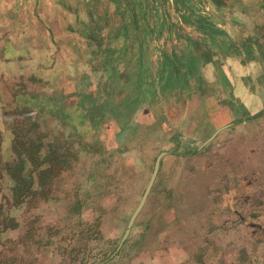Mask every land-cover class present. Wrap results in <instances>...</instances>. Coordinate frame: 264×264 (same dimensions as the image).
I'll return each instance as SVG.
<instances>
[{
    "label": "crops",
    "instance_id": "0c3cea01",
    "mask_svg": "<svg viewBox=\"0 0 264 264\" xmlns=\"http://www.w3.org/2000/svg\"><path fill=\"white\" fill-rule=\"evenodd\" d=\"M170 1L174 24L140 26L162 39L132 44L126 82L107 74L117 84L103 96L88 77L70 86L73 111L113 120L112 149L104 157L105 144H88L100 155L89 168L108 158L122 182L139 174L129 162L152 163L145 200L130 226L141 198L105 212L75 201L66 215L105 238L94 264H264V0ZM54 256L50 264H61Z\"/></svg>",
    "mask_w": 264,
    "mask_h": 264
},
{
    "label": "rangeland",
    "instance_id": "374dc122",
    "mask_svg": "<svg viewBox=\"0 0 264 264\" xmlns=\"http://www.w3.org/2000/svg\"><path fill=\"white\" fill-rule=\"evenodd\" d=\"M95 1L0 0V261L5 264H50V255L62 260L61 264H94L103 251L105 238L82 218L79 221L77 215L68 217L66 207L83 201L105 212L108 204L119 202L117 207L129 209L138 203L153 170L152 163L141 169L139 164L129 162L127 158L132 153L127 152L126 160L139 172L132 180H114L118 168L108 158L101 171L89 168V162L100 155L91 153L87 145L101 141L107 147L104 157L107 156L112 149L113 120L105 117L99 123H91L80 110L73 111L69 103L75 100V92L70 86L73 83L74 88L78 87L80 79L88 77L93 93L103 96L117 84L109 80L105 83L110 78L105 79L107 74L123 84L129 74L123 62L133 52L130 43H138L139 38L151 43L162 39L158 33H139L140 26L150 32L152 27L162 28L167 23L171 26L175 17L170 16L172 12L166 13L165 0ZM172 6L168 8L173 9ZM236 23L242 32V22ZM98 24L102 37H110L105 34L112 28L124 30L120 37L111 40L116 49H109L106 56H102L101 47L80 32L83 25ZM120 62V68H114ZM64 105H68L66 114L61 110ZM67 120L82 124L72 131ZM38 144L43 145L45 154L50 144L57 145L59 153L69 147L70 165L48 167L50 182L40 189L37 171L25 163L21 174L30 184V193L17 201L14 179L5 165L12 162L14 148ZM90 171L94 172L92 178L87 176ZM95 172L100 174L99 179ZM27 228L30 236L24 234L25 237L21 234ZM191 237L197 236L191 235L189 241ZM189 241L186 243L190 247Z\"/></svg>",
    "mask_w": 264,
    "mask_h": 264
},
{
    "label": "trees",
    "instance_id": "16d2710c",
    "mask_svg": "<svg viewBox=\"0 0 264 264\" xmlns=\"http://www.w3.org/2000/svg\"><path fill=\"white\" fill-rule=\"evenodd\" d=\"M96 3L98 0L95 1ZM117 10V9H116ZM118 12V11H116ZM105 13V11H104ZM95 17V14L92 15ZM86 28V31H84ZM102 28L98 24L96 27L93 26H85L83 25L82 30L80 31L82 35H84L88 40L93 41L98 48L101 47L100 51L102 52V56L108 55V50L113 49L115 50V46L111 44V40L114 38H118L121 36V33L124 31L123 29L117 28L113 29L112 31H108L105 35H110V37H102ZM110 33V34H109ZM139 42V41H138ZM109 43L106 48H103L105 44ZM135 42L130 43V45L134 44ZM126 48H129V46ZM124 50V46L122 51ZM120 52V51H119ZM118 52V53H119ZM126 58V57H125ZM125 60H130V58H126ZM31 116V115H30ZM32 117V116H31ZM70 120L65 121V123L70 124ZM73 131V130H72ZM31 148H25L18 146L14 148L15 156L12 159V162L5 165V169L11 173L12 178L14 179L13 185V193L16 197L17 201H21V198L29 197L28 194L30 193V184L24 180L23 174H21L22 169L24 168L25 163H29L32 166L33 170L37 171V179H38V187L42 189L46 184L50 182V178L46 174V169L52 166H60L66 167L70 165L69 156H71V151L69 147L65 153L58 152V147L55 144H50L47 146V153L45 154L43 151V145L38 144L36 146L32 145ZM69 146V144H68ZM45 154V155H44ZM34 192L32 193V197L34 196ZM2 207L0 206V218H2L3 214L1 213ZM1 222V221H0ZM33 222V221H32ZM36 221L33 222V224ZM2 230H0L1 234ZM26 236H30V230L27 229L25 232ZM24 235V236H25ZM25 236V237H26ZM0 264H5L4 261H0Z\"/></svg>",
    "mask_w": 264,
    "mask_h": 264
},
{
    "label": "water",
    "instance_id": "95a60500",
    "mask_svg": "<svg viewBox=\"0 0 264 264\" xmlns=\"http://www.w3.org/2000/svg\"><path fill=\"white\" fill-rule=\"evenodd\" d=\"M156 169H157V164H156V167H155V169H154L153 176H154V174L156 173ZM149 186H150V185H148V187L146 188V190H145V192H144V195L142 196V198H141V200H140V202H139V204H138L136 210L134 211L133 215L131 216V219H130V222H129V226L131 225V223H132V221H133L135 215L137 214V212H138L139 209L141 208V206H142V204H143V202H144V200H145L146 194H147V192H148V190H149Z\"/></svg>",
    "mask_w": 264,
    "mask_h": 264
}]
</instances>
